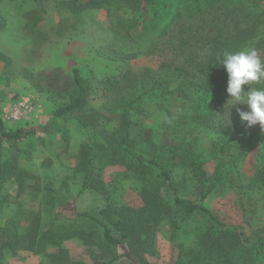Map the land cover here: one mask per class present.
Wrapping results in <instances>:
<instances>
[{"label": "rangeland", "instance_id": "obj_1", "mask_svg": "<svg viewBox=\"0 0 264 264\" xmlns=\"http://www.w3.org/2000/svg\"><path fill=\"white\" fill-rule=\"evenodd\" d=\"M86 1L0 0L1 116L10 131L35 130L0 150V264H133L98 223L73 218L90 213L119 234L115 221L123 208L142 212L145 188L161 205L160 221L136 237L147 264H185L200 234L215 231L199 213L179 228L187 208L176 205L158 169L127 156L121 116L130 102L137 150L152 157L154 147H166L158 160L179 195H207L205 205L254 245L264 236V129L240 119L237 108L249 109L232 107L227 72L214 78L209 68L216 40L232 45L230 53L254 48L264 59V0H156L137 10L120 0L81 7ZM74 68L84 105L55 118L77 96ZM182 80L186 88L176 92ZM243 87L262 89L264 81ZM18 99L35 110L13 122ZM48 183L68 199L64 206ZM249 247L251 264H264V257L253 263Z\"/></svg>", "mask_w": 264, "mask_h": 264}, {"label": "trees", "instance_id": "obj_2", "mask_svg": "<svg viewBox=\"0 0 264 264\" xmlns=\"http://www.w3.org/2000/svg\"><path fill=\"white\" fill-rule=\"evenodd\" d=\"M120 1L129 4L132 9L136 8V10L144 6L145 4L149 5L156 2V0ZM106 2L107 0H87L81 7L96 8L102 6ZM63 3H65L68 8L76 10L74 9L75 5H71L70 2ZM179 15L180 14L178 13V15L174 16L172 21H176ZM261 41L264 42V38L261 39ZM215 44L216 45L214 53L212 55L213 60L209 68V74L211 77L213 75H219L220 78H222L224 73L226 72V69L221 63L222 54L224 52H232V45H229L228 43H222L218 40H216ZM178 71L183 72L181 69H179ZM73 75L77 86V96L69 103L60 106L54 112L55 118L64 117L68 114L75 113L84 105L86 92L85 83L77 68L73 69ZM181 83L182 84L179 85L181 87L177 88L176 92L179 90H185L186 84L184 85L183 80L181 81ZM131 104L132 102L125 105L126 110H124L121 116V131L123 132L121 143L127 152V156L131 159V161L137 162L139 164V167H143L142 165H144L145 167H155L156 169H158L160 172V177H162L163 181L167 183L168 187L173 192L174 202L176 203V205H182L187 208V211L182 219L176 221V225L179 228H182L184 223L197 213L206 216L212 224L211 226L215 228V231L211 230L207 233L205 232L200 234V242L196 247L189 249L188 258L185 264H251L249 258L250 251L247 250L249 246L250 249H255V251L252 252L255 256V258L252 259L253 263L255 262V260L261 261L264 257V255L261 256V249L262 247H264V236L258 238L254 245H250V243L247 245L243 244V242H241L240 240V237H242L243 234L241 232L237 234L238 228L231 223L225 222L218 214L210 210L205 205V198L207 197V195H203L201 199L198 200L184 199L179 195L178 190L173 183L172 175L168 170V167L158 160V158L161 157L164 152H166V147H154V152L156 151V153L154 155H151L152 157L146 156L144 155V153H141L137 150L136 144L131 138L130 112L127 109L131 106ZM34 132V129H26L23 127L15 131L8 130L0 112V150L4 142L9 143L13 147H16L18 146V142L21 139ZM201 166L202 163H199L198 167L196 168L198 171V175H200V178L204 179L206 178V174L201 169ZM87 185L88 181L85 182L84 188ZM20 188H24L22 182H20ZM46 189L50 193V195L57 201L59 206H64V204L67 203L68 199L51 183H48L46 185ZM144 190L145 193H143V197L145 200V205L143 208H141L142 212L136 216V211L133 210L132 213H129L131 210L130 208H123L124 211H122V216L117 219V221H115L116 225L120 224L121 228H123H119V234L114 233V226H110L109 224L103 222L99 218L87 212L82 213L75 211L73 219L91 220L98 223L103 230V238L105 239V241L113 245L120 246L124 250L123 257L128 258V260L133 264H147L143 257L144 248L142 249V252H139L136 247V237H141L143 232H146L148 236V231L153 227V221H151V219L154 220V222L160 221V213L157 212V209L155 208L160 207L161 205L158 202L155 193L146 188ZM162 206L164 208L168 206V209L171 208V205L168 202L167 204H164ZM143 212H147V215L143 216ZM139 218H142V221L149 222V224H146L145 222L140 223L138 221ZM142 242L145 243L146 241ZM151 245L152 242L150 241L149 247H151Z\"/></svg>", "mask_w": 264, "mask_h": 264}, {"label": "clouds", "instance_id": "obj_3", "mask_svg": "<svg viewBox=\"0 0 264 264\" xmlns=\"http://www.w3.org/2000/svg\"><path fill=\"white\" fill-rule=\"evenodd\" d=\"M221 63L228 74L227 93L232 107L246 104L249 111L237 108L240 119L246 121L248 127L259 124L264 129V88L245 91L243 87L264 81V59L254 48H248L236 53L224 52Z\"/></svg>", "mask_w": 264, "mask_h": 264}, {"label": "built area", "instance_id": "obj_4", "mask_svg": "<svg viewBox=\"0 0 264 264\" xmlns=\"http://www.w3.org/2000/svg\"><path fill=\"white\" fill-rule=\"evenodd\" d=\"M10 107L8 118L13 122L22 120L35 110L34 105L26 99H18Z\"/></svg>", "mask_w": 264, "mask_h": 264}]
</instances>
